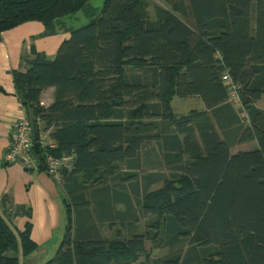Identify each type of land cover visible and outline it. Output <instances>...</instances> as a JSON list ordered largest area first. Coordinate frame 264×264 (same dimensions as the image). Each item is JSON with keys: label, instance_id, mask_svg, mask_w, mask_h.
Returning a JSON list of instances; mask_svg holds the SVG:
<instances>
[{"label": "trees", "instance_id": "trees-1", "mask_svg": "<svg viewBox=\"0 0 264 264\" xmlns=\"http://www.w3.org/2000/svg\"><path fill=\"white\" fill-rule=\"evenodd\" d=\"M91 1L0 0V41L31 21L71 34L54 58L32 43L13 72L33 131L55 144L38 168L71 159L59 179L68 231L45 264H264V0H165L158 20L144 0H106L100 13ZM79 12L89 22L70 27ZM174 96L205 109L175 115ZM236 139L258 147L233 154ZM33 212L2 198L0 264L38 250ZM149 241L187 248L155 259Z\"/></svg>", "mask_w": 264, "mask_h": 264}, {"label": "crops", "instance_id": "crops-1", "mask_svg": "<svg viewBox=\"0 0 264 264\" xmlns=\"http://www.w3.org/2000/svg\"><path fill=\"white\" fill-rule=\"evenodd\" d=\"M44 32L43 23L31 21L5 31L0 41V203L4 195H8L15 204L33 209L32 239L38 244L36 252L27 258L21 257L23 264H45L53 259L68 231L63 184L38 167L28 170L20 163L5 164L13 124L27 115L14 82V70L21 67V57L29 52L32 43L54 58L62 42L71 35L68 32L43 35ZM53 97L54 89L50 88L44 93L43 103L49 105ZM26 221L25 217L14 220L17 232L24 230Z\"/></svg>", "mask_w": 264, "mask_h": 264}, {"label": "rangeland", "instance_id": "rangeland-1", "mask_svg": "<svg viewBox=\"0 0 264 264\" xmlns=\"http://www.w3.org/2000/svg\"><path fill=\"white\" fill-rule=\"evenodd\" d=\"M151 19L152 20H158L159 18V10L160 9H170V5L165 2V0H144ZM106 0H92L91 1V5L97 10V13H100L104 7ZM89 22V19L87 18V16L83 13V12H79L78 14H76V16L74 17H69L67 18V23L70 27L72 28H79L81 26L86 25ZM1 60V59H0ZM231 100L238 106L239 104V99L234 98L233 96H231ZM171 105L174 111L175 115H186L189 114L191 111L194 110H198V111H203L205 108V104L202 102V100L197 99V98H180L177 96H174L171 100ZM259 107H261L262 109H264V96L262 97V99L258 102ZM238 110V109H237ZM244 116V115H243ZM244 124L246 127V124L248 125V122L246 120V117H243ZM232 153L236 154L240 151H248V150H252L258 147V144L256 141L251 140V141H244V142H239L236 139V142L232 143ZM146 166H143V175H145L146 173H148L150 170L148 168L147 165H149L150 163H145ZM157 171H162L165 173L166 176H170L171 170L167 167L161 166L160 169L157 168ZM162 186L161 184H158L155 188H159ZM150 217H143L140 221L136 222L137 224H139V232L144 233L147 229V223L149 222ZM106 228L103 229V234L104 235H108V236H113V234L115 233L114 230H105ZM188 243V242H187ZM180 248H187V244L186 243H180V244H176V245H168L163 243H159V241H156L155 243H152L151 241L147 242V249L150 250L152 252L153 257H155V259H164L169 255H174L176 254ZM51 260V259H50ZM143 260V258L141 259V261ZM31 264H34L31 262ZM139 264V263H138Z\"/></svg>", "mask_w": 264, "mask_h": 264}, {"label": "built area", "instance_id": "built-area-1", "mask_svg": "<svg viewBox=\"0 0 264 264\" xmlns=\"http://www.w3.org/2000/svg\"><path fill=\"white\" fill-rule=\"evenodd\" d=\"M225 81L233 89L232 96L238 99L236 86L233 84L231 77L227 74L224 76ZM35 139L31 120L27 115L22 116L13 124L11 143L6 152L5 159L9 163H20L25 168H37L38 160L34 151ZM41 146L55 148V144L41 138ZM71 159L68 157H56L52 154L47 158V173L55 179H60V172L63 168H71Z\"/></svg>", "mask_w": 264, "mask_h": 264}, {"label": "water", "instance_id": "water-1", "mask_svg": "<svg viewBox=\"0 0 264 264\" xmlns=\"http://www.w3.org/2000/svg\"><path fill=\"white\" fill-rule=\"evenodd\" d=\"M34 139H35L34 151L35 154L39 156L41 152V134L37 125L35 126Z\"/></svg>", "mask_w": 264, "mask_h": 264}]
</instances>
